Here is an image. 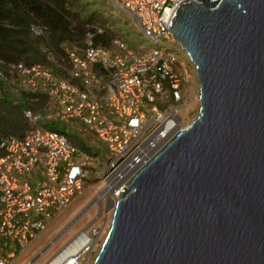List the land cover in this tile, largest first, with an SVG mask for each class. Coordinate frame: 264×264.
<instances>
[{
  "label": "water",
  "instance_id": "1",
  "mask_svg": "<svg viewBox=\"0 0 264 264\" xmlns=\"http://www.w3.org/2000/svg\"><path fill=\"white\" fill-rule=\"evenodd\" d=\"M168 27L198 115L121 192L92 264H264V0H185Z\"/></svg>",
  "mask_w": 264,
  "mask_h": 264
},
{
  "label": "built area",
  "instance_id": "2",
  "mask_svg": "<svg viewBox=\"0 0 264 264\" xmlns=\"http://www.w3.org/2000/svg\"><path fill=\"white\" fill-rule=\"evenodd\" d=\"M111 1L152 45L145 53L119 38L110 48L96 46L88 33L81 47L66 50L72 81L51 66H12L17 83L44 94L49 106L45 112L24 111L30 125L24 137H0V264H40L43 249L26 255L91 178L100 180L115 207L141 169L189 126L184 109L200 102L196 67L168 27L185 0ZM33 30L43 34L40 27ZM43 120L94 135L106 156L73 144ZM100 234V225H91L46 264H89Z\"/></svg>",
  "mask_w": 264,
  "mask_h": 264
},
{
  "label": "trees",
  "instance_id": "3",
  "mask_svg": "<svg viewBox=\"0 0 264 264\" xmlns=\"http://www.w3.org/2000/svg\"><path fill=\"white\" fill-rule=\"evenodd\" d=\"M84 1L0 0V137H24L30 129L24 111L45 112L49 106L44 94L29 92L27 86L17 83L18 72L14 73L12 66L47 65L72 81L65 69L72 64L67 49L81 47L88 33L95 35L96 46L110 48L117 39L110 35L114 32L107 30L106 21L99 22L95 12H85L90 0ZM33 27H40L43 34H36ZM68 136L71 140L76 135ZM77 142L89 150L82 141ZM3 153L0 150V155Z\"/></svg>",
  "mask_w": 264,
  "mask_h": 264
},
{
  "label": "rangeland",
  "instance_id": "4",
  "mask_svg": "<svg viewBox=\"0 0 264 264\" xmlns=\"http://www.w3.org/2000/svg\"><path fill=\"white\" fill-rule=\"evenodd\" d=\"M87 0L84 1V3ZM88 8H83L85 12H95L99 17V22L106 21L107 30L110 32L113 39L123 38L128 47L138 52L139 54L145 53L152 45L144 37L140 27L135 20L120 9V7L113 3L111 0H90ZM83 3V4H84ZM82 9V10H83ZM79 10V8L77 9ZM101 20V21H100ZM76 23H74V26ZM200 103L196 102L190 109H184L183 116L186 118L187 123H191L198 115ZM43 126L50 127L57 131L66 132L67 134L76 135L75 138H71V142L75 145L82 141L84 147L91 152L100 151L106 156L105 150L98 144L94 135H86L85 132L77 129H70L63 122H49L42 121ZM104 185L98 179L91 178L85 185V188L81 194H79L73 202L62 212L59 216L50 222L46 231L41 234L39 240H37L31 247L29 253L30 257L35 253L37 254L40 249H43L44 256L40 261V264H46L50 258L56 254L63 246L77 237L83 230L88 229L93 224L100 225L101 238L97 250L93 253L89 264H92L95 256L99 252L102 243L110 228L114 203L112 198L104 195ZM101 198L100 201L98 199ZM28 253V254H29ZM28 254L26 256H28ZM25 256V257H26ZM17 261L16 263L20 262Z\"/></svg>",
  "mask_w": 264,
  "mask_h": 264
},
{
  "label": "crops",
  "instance_id": "5",
  "mask_svg": "<svg viewBox=\"0 0 264 264\" xmlns=\"http://www.w3.org/2000/svg\"><path fill=\"white\" fill-rule=\"evenodd\" d=\"M40 238V237H39ZM39 238L37 239V240H39ZM36 242V241H35ZM36 244V243H35ZM30 253H31V251H30ZM30 253L28 254V256H30ZM24 261H25V259H22L20 262H18V263H16V264H24Z\"/></svg>",
  "mask_w": 264,
  "mask_h": 264
},
{
  "label": "bare ground",
  "instance_id": "6",
  "mask_svg": "<svg viewBox=\"0 0 264 264\" xmlns=\"http://www.w3.org/2000/svg\"><path fill=\"white\" fill-rule=\"evenodd\" d=\"M100 200H101V198L98 199V201H100Z\"/></svg>",
  "mask_w": 264,
  "mask_h": 264
}]
</instances>
